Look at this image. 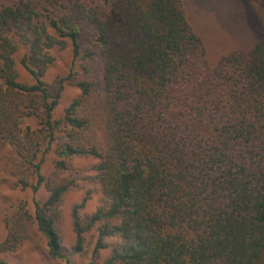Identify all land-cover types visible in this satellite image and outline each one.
<instances>
[{
    "label": "trees",
    "instance_id": "obj_1",
    "mask_svg": "<svg viewBox=\"0 0 264 264\" xmlns=\"http://www.w3.org/2000/svg\"><path fill=\"white\" fill-rule=\"evenodd\" d=\"M94 2L8 0L0 9V139L25 148L22 126L34 117L51 146L64 79L52 92L43 76L67 41L74 60L86 59L82 97L99 92L104 105L100 145L80 139L90 122L81 99L62 119L71 140L59 155L99 159L103 201L84 218L88 197L75 207L68 250L50 212L70 184H48L35 219L49 255L70 264L96 228L95 254L111 248L105 264H264V40L212 66L182 0ZM22 47L32 84L18 80ZM35 168L37 191L45 177Z\"/></svg>",
    "mask_w": 264,
    "mask_h": 264
},
{
    "label": "rangeland",
    "instance_id": "obj_2",
    "mask_svg": "<svg viewBox=\"0 0 264 264\" xmlns=\"http://www.w3.org/2000/svg\"><path fill=\"white\" fill-rule=\"evenodd\" d=\"M182 1L194 31L202 39L207 60L212 66L220 58L248 51L254 43L264 40V0ZM5 2L8 0H0V9ZM112 8L117 11V4L112 3ZM89 32V29L84 28V54L91 45L88 40ZM25 53L27 49L22 47L15 57L18 80L32 84L33 77L22 64ZM53 54L55 61L46 69L43 79L52 92L59 88L61 80L64 79V82L53 112V118L61 123L55 128L51 146L49 135L42 131L43 125L34 117L27 118L22 126L24 141L28 143L25 148L0 139V261L7 264H65V261L49 255L47 239L39 231L35 219L36 202L43 204L49 197L48 184H70L60 206L50 212L56 219L62 244L68 250L76 243L75 207L88 197L85 205L78 209V215L84 218L94 213L103 201L101 189L93 179L94 166L99 159L93 156L59 155V150L71 140V128L62 119L67 107L76 99L82 100L79 114L90 120L88 127L79 132L80 139L85 143L99 145L104 141L105 113L101 95L97 92L82 97L78 81L86 78L83 67L86 59L79 57L74 60L71 41H67L64 47L54 49ZM71 73L72 77L69 78ZM59 161H65L67 168L61 169L57 165ZM39 162L45 181L35 191L33 186L38 182L35 164ZM96 243L97 229L94 228L85 233L84 250L73 254L70 264H105L111 248L101 249L95 254Z\"/></svg>",
    "mask_w": 264,
    "mask_h": 264
}]
</instances>
